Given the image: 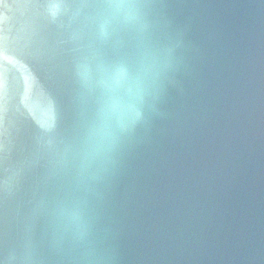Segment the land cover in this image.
I'll use <instances>...</instances> for the list:
<instances>
[{
	"label": "water",
	"instance_id": "1",
	"mask_svg": "<svg viewBox=\"0 0 264 264\" xmlns=\"http://www.w3.org/2000/svg\"><path fill=\"white\" fill-rule=\"evenodd\" d=\"M0 264H264V0H0Z\"/></svg>",
	"mask_w": 264,
	"mask_h": 264
},
{
	"label": "clouds",
	"instance_id": "2",
	"mask_svg": "<svg viewBox=\"0 0 264 264\" xmlns=\"http://www.w3.org/2000/svg\"><path fill=\"white\" fill-rule=\"evenodd\" d=\"M83 78L87 81L91 78L92 69L85 67L82 71ZM127 76V72L124 68H116L114 70H100L99 84L106 88L111 89L115 85H119ZM107 114L111 119L120 122L127 118L129 124L135 123V120L139 118V111L135 108L125 109L118 101L113 100L107 108Z\"/></svg>",
	"mask_w": 264,
	"mask_h": 264
}]
</instances>
